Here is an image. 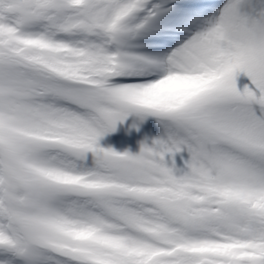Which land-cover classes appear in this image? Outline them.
<instances>
[{
    "label": "snow or ice",
    "instance_id": "obj_1",
    "mask_svg": "<svg viewBox=\"0 0 264 264\" xmlns=\"http://www.w3.org/2000/svg\"><path fill=\"white\" fill-rule=\"evenodd\" d=\"M0 264H264V0H0Z\"/></svg>",
    "mask_w": 264,
    "mask_h": 264
}]
</instances>
